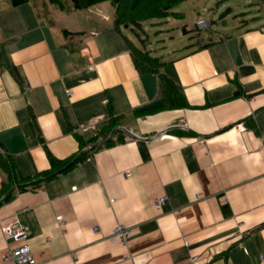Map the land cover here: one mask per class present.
<instances>
[{"label":"crops","instance_id":"1","mask_svg":"<svg viewBox=\"0 0 264 264\" xmlns=\"http://www.w3.org/2000/svg\"><path fill=\"white\" fill-rule=\"evenodd\" d=\"M64 4V15L44 1L0 11V53L19 76L0 69L2 152L33 176L47 153L78 152L110 112L122 140H100L67 171L0 199V259L21 244L1 232L17 220L37 264H264V19L215 22L189 40L186 23L182 44L152 55L187 105L140 113L162 96L157 74L135 66L126 27ZM194 11L197 30L214 22ZM91 119L95 129L75 131ZM118 224L132 231L126 245L111 235Z\"/></svg>","mask_w":264,"mask_h":264},{"label":"trees","instance_id":"2","mask_svg":"<svg viewBox=\"0 0 264 264\" xmlns=\"http://www.w3.org/2000/svg\"><path fill=\"white\" fill-rule=\"evenodd\" d=\"M9 7L15 8L32 0H8ZM75 9H87L93 5L110 1L113 6V22L112 26L117 31H122L123 27L133 30L135 27L141 28L142 22L151 19H165L169 15L179 17L181 13L173 11V8L186 0H68ZM50 4L63 6L65 0H47ZM37 17L42 18L44 14L41 9L37 8ZM127 48L129 49L133 62L137 69L142 72L155 73L159 80V89L162 96V103L152 108L141 110L140 113H149L160 109L182 108L187 105L185 97L174 83V81L165 73L161 72L163 61L161 56L152 55L150 49H143L129 41L125 36ZM8 68L13 76L19 79L18 72L14 66H7L0 53V69ZM235 94H239V90ZM105 125H103L98 133L88 139L80 138V149L78 152L65 159H58L51 153H47L50 166L48 169L41 171L33 176H23L17 169L13 158L0 151V169L6 174V180L1 183L0 199L8 198L15 186L18 189L26 187H37L42 183L52 179L59 173L65 172L74 165L86 158L88 151H84L87 147H91L94 143L108 138L104 145H109L114 141H121L120 129H117L118 122L112 116ZM117 129V130H116ZM115 134V135H114ZM116 138H115V137ZM99 143V142H98ZM100 146L97 144L94 148ZM90 151V150H89ZM38 178V180H37Z\"/></svg>","mask_w":264,"mask_h":264},{"label":"rangeland","instance_id":"3","mask_svg":"<svg viewBox=\"0 0 264 264\" xmlns=\"http://www.w3.org/2000/svg\"><path fill=\"white\" fill-rule=\"evenodd\" d=\"M43 1L49 4L51 12L55 14L64 15L61 13L60 6L56 4H50L47 0H32L31 4H36L38 7L43 9ZM198 3L197 7H192V0L188 2H181L173 8V11H182L183 17L179 18L176 16L169 15L165 19H151L142 22L141 28L135 27L133 30L123 28L124 34L131 39L132 43L147 49H151L152 54L158 55L159 51L167 48H175L177 45L182 44L184 41L182 28L185 24H190V34L186 39L189 40L191 37L196 36V32L199 31L206 34L214 28V24L222 26L223 22H227L228 26L233 25L234 18L246 20L248 23L254 24L259 22L258 20L264 19V0H196ZM70 4V1L65 0V4ZM9 6L8 0H0V11L4 10ZM203 6V7H202ZM202 7V8H201ZM230 7L231 9H228ZM64 8V7H63ZM113 6L110 1H103L93 5L90 8L82 9L84 13L92 11L95 13L97 18L108 15L110 20L108 23L113 22ZM203 13L208 18H213V23L207 28L197 30L195 28V22L197 13L194 11ZM44 13V12H42ZM229 14L228 17L223 20L222 16ZM104 14V15H103ZM93 16V14H91ZM106 21V20H103ZM216 22V23H215ZM207 28V29H206ZM196 31V32H195ZM148 41V42H146ZM150 44V46L148 45Z\"/></svg>","mask_w":264,"mask_h":264},{"label":"built area","instance_id":"4","mask_svg":"<svg viewBox=\"0 0 264 264\" xmlns=\"http://www.w3.org/2000/svg\"><path fill=\"white\" fill-rule=\"evenodd\" d=\"M209 24V21L206 19H200L197 21L196 26L198 29L205 28ZM261 29L264 30V27ZM66 94H70V90L66 89ZM99 123V119H91L83 124H80L75 130L81 135H86L89 130L95 129ZM0 151L2 148L0 146ZM165 197H159L154 201V207L160 209L165 202ZM97 229L96 227L94 228ZM2 236L5 239H13L21 241V244L18 246L8 249L1 257L0 263H11V264H37L32 249L30 245L26 242V229L22 226L17 220L2 226L1 228ZM132 231L129 227L118 224L115 225L112 229L111 235L122 245H126L127 239L131 235Z\"/></svg>","mask_w":264,"mask_h":264},{"label":"water","instance_id":"5","mask_svg":"<svg viewBox=\"0 0 264 264\" xmlns=\"http://www.w3.org/2000/svg\"><path fill=\"white\" fill-rule=\"evenodd\" d=\"M85 151H89V149H85ZM38 180V179H37Z\"/></svg>","mask_w":264,"mask_h":264}]
</instances>
